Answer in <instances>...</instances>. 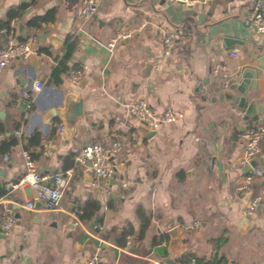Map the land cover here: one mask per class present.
I'll use <instances>...</instances> for the list:
<instances>
[{"label":"crops","instance_id":"crops-1","mask_svg":"<svg viewBox=\"0 0 264 264\" xmlns=\"http://www.w3.org/2000/svg\"><path fill=\"white\" fill-rule=\"evenodd\" d=\"M214 1L97 0L84 23L79 0H0V49L27 40L35 49L0 72V221L6 205L16 217L12 233L0 231V264H90L97 251L105 264H264V176L250 188L260 200L254 214H245L247 195L236 193L248 172L242 135L264 125V113L255 122L240 112L234 119L229 113L237 109L220 100L224 73L234 79L264 55V33L249 22L258 0ZM169 31L179 36L172 48L164 45ZM119 32L128 36L111 51L107 44ZM63 62L67 70L55 76ZM261 69L249 95L262 105ZM40 81L32 109L19 104V94ZM72 95L83 97L84 114L66 137L59 132L62 115L48 112L65 108ZM140 98L159 117L171 108L178 118L145 137L141 124L126 116V105ZM120 119L126 122L118 125ZM92 142L121 143L112 158L116 177L105 191L93 185L89 165L75 163L72 148ZM25 150L48 183L75 170L60 209H45L39 200L36 210L22 206L37 195L19 184ZM89 201L99 210L75 223L72 211ZM173 221L180 226L177 245L166 224ZM184 255L192 260L183 263Z\"/></svg>","mask_w":264,"mask_h":264},{"label":"built area","instance_id":"built-area-1","mask_svg":"<svg viewBox=\"0 0 264 264\" xmlns=\"http://www.w3.org/2000/svg\"><path fill=\"white\" fill-rule=\"evenodd\" d=\"M178 3L186 5L203 4L212 0H175ZM80 2V16L84 23H88L95 13L98 2L97 0H79ZM249 22L253 26L256 32L264 33V0H258L255 6L249 13ZM127 33L119 32L112 40L108 42L107 46L112 51L120 38H126ZM164 45L167 48L175 47L179 44V36L174 31H169L164 34ZM35 51L33 42L30 40L20 41V43L10 44L0 49V72L3 71L12 61L21 58H27ZM238 56L237 50L232 52ZM80 70L73 73V80L77 82L79 79ZM232 75L229 72H225L223 75V81L225 86L232 80ZM43 83L40 81L33 87L32 90H23L17 99L19 104H24L28 109H32L34 105L33 93L40 91L43 87ZM126 116L135 118L139 123L143 124L148 129L157 130L161 123H170L178 118V115L171 108L165 113L163 117H159L154 111L149 102L140 98L133 101V103L127 104ZM125 116V117H126ZM126 117V118H127ZM126 122V120H124ZM123 119L118 121V125L124 122ZM59 132L64 133V124L59 126ZM15 133L21 135V130H17ZM245 149L241 158V164H248L250 159L259 155L260 157L264 152V125L258 127L247 128L242 135ZM76 166L89 165L92 168L94 177L93 185L96 189L105 191L109 188L112 178L116 173V167L112 163V158L121 151V143L115 142L110 146L103 145L100 142H92L81 144L72 148ZM8 158V156H6ZM25 163L26 172L23 178L19 181V184L28 183L32 188L37 190V195L32 199L22 204L23 207H27L31 210H36L35 200L42 202L45 209L58 210L60 209V202L65 194L66 184L68 183V176L75 170H68L67 172H61L54 176V183H48L46 181L47 176L41 175L36 167L35 160L32 157L31 151L25 150ZM67 173V174H65ZM264 176V168L253 167L248 171L245 176L239 179L236 186V193L241 197L249 195V201L245 208V214H254L260 204L258 196L251 195V186L254 180ZM2 219L0 221L1 229L5 235L13 232L14 224L16 222L14 209L8 205L4 206ZM81 210L77 207L72 211V215L75 219V223H80ZM90 264H105L99 256V251L95 252L90 257ZM191 264H196L195 260Z\"/></svg>","mask_w":264,"mask_h":264},{"label":"water","instance_id":"water-1","mask_svg":"<svg viewBox=\"0 0 264 264\" xmlns=\"http://www.w3.org/2000/svg\"><path fill=\"white\" fill-rule=\"evenodd\" d=\"M221 0H215L214 4L220 2ZM153 3V1H150ZM24 23L20 24V27H24ZM232 40V39H231ZM230 39L227 40V43L230 44ZM263 47H260L262 50ZM259 64L252 65V64H245L240 71H238L236 77L231 80V82L224 86L223 92L220 94V100L231 101L236 111H231L229 116L236 119L237 113L240 112L242 114L243 120L249 122L253 120V122L257 121L260 118V115L264 113V104H258L255 99L251 98L249 92L253 90L254 86V79L256 77L261 76L262 74V67H264V55H260L259 57ZM208 99L207 94H201V101H206ZM216 98H212V101H216ZM202 104H197V110L201 109ZM84 100L83 97L80 95H72L69 97L67 106L61 110H57L56 106H53L50 111L48 112L49 118H55L60 113L63 117V124H64V132L65 136L68 137L71 135L72 130L74 129L76 122L78 121L79 117H81L84 113ZM200 111V110H199ZM141 124V123H140ZM139 129L143 131V135L145 137H152L156 133L155 130L147 129L143 124L139 125ZM264 159L259 155L253 156L249 163L246 165V170L250 171L253 167H258L262 164ZM116 177V173L114 174V178ZM249 199V195H247V200ZM41 202V201H40ZM42 203V202H41ZM247 219V217H246ZM169 231L168 234L172 239V244L177 245L180 242V226L173 222L166 223ZM164 228V227H163ZM0 231H2L0 226ZM90 260L88 259L87 262Z\"/></svg>","mask_w":264,"mask_h":264},{"label":"trees","instance_id":"trees-1","mask_svg":"<svg viewBox=\"0 0 264 264\" xmlns=\"http://www.w3.org/2000/svg\"><path fill=\"white\" fill-rule=\"evenodd\" d=\"M1 26L10 29L11 25H10V23L8 21L7 22H3L2 21L1 22ZM6 46H8V45H6ZM72 50H73V45L72 46L70 45L69 48H68V51H67V55L68 56L72 53ZM66 70H67V66L63 62V63H61V65L58 67L57 71H55L54 74L56 76V74H58L60 72H64ZM78 208L81 210V212H80L81 219H89V218H91V216H93V214L96 211L99 210L100 204L95 202V201H91V202L89 201L84 207H78ZM147 226H149V222L148 221L145 223L144 228L147 227ZM182 258H183L182 259L183 263H189L190 260H192V257L189 256V255H184Z\"/></svg>","mask_w":264,"mask_h":264}]
</instances>
